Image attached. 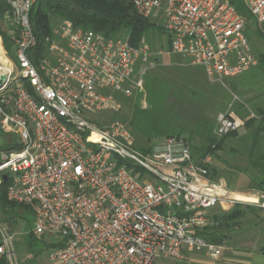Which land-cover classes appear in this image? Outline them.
Wrapping results in <instances>:
<instances>
[{
    "label": "built area",
    "instance_id": "obj_1",
    "mask_svg": "<svg viewBox=\"0 0 264 264\" xmlns=\"http://www.w3.org/2000/svg\"><path fill=\"white\" fill-rule=\"evenodd\" d=\"M16 60L0 36V184L8 198L34 211V231L56 237L47 264H157L184 250L213 259L224 246L199 232L219 205L264 211V192L229 188L208 176L213 157L196 161L182 136H167L144 152L126 123L106 120L120 97L145 94L157 53L181 55L213 81L237 78L258 64L246 18L230 0H134L144 18L163 24L170 45L156 53L63 20L50 39L51 56L35 65L30 13L37 0H9ZM264 27V0H244ZM2 56L5 57L3 61ZM244 127L221 113L218 138ZM6 176V179H4ZM240 196V197H239ZM241 196H246L245 198ZM0 257L18 264L13 232L0 223Z\"/></svg>",
    "mask_w": 264,
    "mask_h": 264
},
{
    "label": "trees",
    "instance_id": "obj_2",
    "mask_svg": "<svg viewBox=\"0 0 264 264\" xmlns=\"http://www.w3.org/2000/svg\"><path fill=\"white\" fill-rule=\"evenodd\" d=\"M133 1L37 0L30 13V22L37 38V46L29 52L30 59L38 66L42 59L51 56L49 50L50 39L56 37V24L63 20H70L76 27L93 30L103 34L106 38H123L133 46L140 45L143 40L149 43V40L145 37L150 32L156 30L165 32L162 23L142 17L135 9ZM230 2L246 18L245 33L251 43L253 44V37L264 41V27L255 20L245 2L243 0H230ZM10 10L9 0H0V19H4L5 14ZM0 36L3 37L4 45L10 53V48L14 45L12 38L2 29H0ZM169 45L170 38L167 36V46ZM257 59L258 73L260 71L264 72V53H260ZM158 60L159 58L156 56L152 58L154 62ZM174 67L161 66L153 72H147L145 87L150 92V106L148 108H141L135 98H127L132 103L129 106L130 115L123 118V122L127 124L134 135L135 146L147 152L155 142L162 140L164 137H185L191 145L196 161L211 155L213 160L217 159L223 164L224 167L221 169L212 164L209 165V178H224L219 181H225L229 188H233V179L239 173H244L250 178V190L264 192V108L252 104L254 98L237 105L239 110L244 107L243 105L251 104V107L253 106L257 112V116L248 115L244 118V128L246 130L244 134L239 135L238 132H233L218 138L214 133L217 122L215 119L203 115L194 116L193 118V114L190 117L191 119L188 118L187 120L193 123V127L186 129L182 125V122L186 120V116L184 114L183 119H180V116L184 108L187 110L190 107L185 106L183 103L186 86L181 87L178 83L181 78L194 77L195 72L192 71L194 67L184 68L178 66L177 69L173 70ZM232 80L235 79L226 81L233 83L232 88L236 91L237 85H234ZM162 84H165L166 88ZM178 118L182 120L181 124H179ZM171 127L176 134L166 135L167 130ZM183 133H186V135H183ZM4 136L0 133V138ZM7 147H10L7 143L0 144V148ZM228 149L229 151H227ZM220 151H224V154L225 152L228 153L231 158H225ZM9 184V181H3L0 184V223L10 224L12 226L11 230L14 232L19 221H22L27 229L23 236L25 241L22 240L21 242L25 248L24 252L32 251L34 255H37L43 247L36 242L37 239L33 229L34 211L31 207L18 204L8 198ZM241 197L245 198L246 196ZM256 209L251 206L236 205L230 207L228 211L221 215L211 214L212 224L199 234L212 243L225 246L231 240L234 230L240 226L241 219L247 211L255 212ZM56 245L57 242L54 241L50 249ZM262 251L264 252V249ZM0 264H9L7 257H0Z\"/></svg>",
    "mask_w": 264,
    "mask_h": 264
},
{
    "label": "rangeland",
    "instance_id": "obj_3",
    "mask_svg": "<svg viewBox=\"0 0 264 264\" xmlns=\"http://www.w3.org/2000/svg\"><path fill=\"white\" fill-rule=\"evenodd\" d=\"M244 1V0H243ZM61 22L56 24V29L59 28ZM0 29L6 32L8 36L12 38V25L7 19H0ZM2 37V36H1ZM58 37V35H56ZM151 46H153L154 51L157 53L160 49H165L167 44V33L162 30H156L155 32H150L147 37ZM3 39V37H2ZM123 39V38H122ZM253 52L256 58L259 57L260 53H264V41L257 37H253ZM142 42H145L144 40ZM5 47V45H4ZM6 49V47H5ZM10 53L8 52L9 57L17 63L16 55H15V46H11ZM159 58V62L153 61L152 66L149 69V72H153L159 67H174L181 66L184 68L194 67L192 71L195 72V76H189L188 78L179 79V86H186L183 94V103L185 106H189L190 110L187 109L181 111L180 119H183V115L185 114L186 120L182 122L178 118L179 124H181L186 129H191L193 127V123L188 122V118L191 115L198 117L199 115L208 116L211 119H215L217 121L218 116L221 113L233 112L239 118L244 120L248 115H256V111L254 107L249 105H243L244 107L241 109H237V105L243 101H247L250 98H254L253 104L256 106H260L264 108V72L260 71L258 73L257 65L251 68L249 71L244 73L243 75L234 78L232 80L234 85H237V90L234 91L232 88V84L228 81L223 83L218 81L210 80L203 70L193 64L190 63V60L181 55H172V54H161L158 53L155 55ZM154 57V56H153ZM177 67L172 68L177 69ZM258 75H257V73ZM164 88H166L165 84H162ZM121 109L118 112L110 113L105 117L108 120H120L123 122V118L130 115L129 106L132 101L127 100V98L120 97ZM134 99V98H133ZM135 99L138 101L141 108H148L150 106V92L145 87V94ZM190 114V116H189ZM114 115H116L114 117ZM118 115V116H117ZM184 116V117H185ZM191 119V118H190ZM246 132L245 128H241L238 131V134H244ZM176 134L173 132L172 127L167 130L166 135ZM186 135V133H183ZM165 138V137H164ZM10 136H4L0 138V144L8 143ZM229 151V149L227 150ZM221 155L225 158H231L230 155L224 151H220ZM212 165L217 166L218 168L224 167L219 160H213ZM229 176V175H228ZM230 177V176H229ZM245 177V179L241 183H236L238 176L233 179V188L237 187L244 189L249 185V178ZM224 178H215L213 180L219 181ZM228 181V180H227ZM236 189V188H234ZM246 189V188H245ZM240 190V189H239ZM230 207L226 205H219L214 208L211 214H223L228 211ZM22 212V211H21ZM7 224V223H6ZM10 229L12 226L7 224ZM16 236L13 241V249L16 252V258L18 264H47V254L50 250L52 243L56 240L55 236L49 234H38L35 232V236L37 239V244H39L43 249L34 255L32 251L25 253V248L23 246L22 240L23 236L26 232V227L22 221H19L17 227H15ZM25 241V240H23ZM226 248L233 249L238 248L240 250L245 249H264V211L260 209H256L255 212L247 211L245 216L241 219V224L238 226L234 233H232V238L229 240V243L225 244ZM157 264H201L198 262H189L188 260L181 261L178 259H168L161 258L159 259Z\"/></svg>",
    "mask_w": 264,
    "mask_h": 264
},
{
    "label": "crops",
    "instance_id": "obj_4",
    "mask_svg": "<svg viewBox=\"0 0 264 264\" xmlns=\"http://www.w3.org/2000/svg\"><path fill=\"white\" fill-rule=\"evenodd\" d=\"M245 177L249 178L247 174L239 173L236 183H241ZM249 185L245 187L246 189L238 188V186L234 188L238 190H250ZM178 260H188L189 262H198L201 264H264V252L261 249L240 250L235 248L229 249L224 246L221 257L218 259H213L205 252L185 249L183 258Z\"/></svg>",
    "mask_w": 264,
    "mask_h": 264
},
{
    "label": "water",
    "instance_id": "obj_5",
    "mask_svg": "<svg viewBox=\"0 0 264 264\" xmlns=\"http://www.w3.org/2000/svg\"><path fill=\"white\" fill-rule=\"evenodd\" d=\"M7 80V76H1L0 77V87L3 85V83H4V81H6ZM4 179H6V176H4Z\"/></svg>",
    "mask_w": 264,
    "mask_h": 264
},
{
    "label": "bare ground",
    "instance_id": "obj_6",
    "mask_svg": "<svg viewBox=\"0 0 264 264\" xmlns=\"http://www.w3.org/2000/svg\"><path fill=\"white\" fill-rule=\"evenodd\" d=\"M2 59H3V61H5V57L4 56H2Z\"/></svg>",
    "mask_w": 264,
    "mask_h": 264
}]
</instances>
